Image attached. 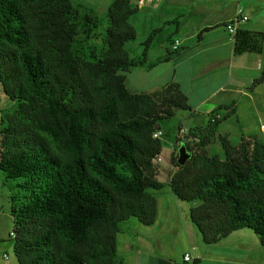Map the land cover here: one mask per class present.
Here are the masks:
<instances>
[{
	"label": "trees",
	"instance_id": "trees-1",
	"mask_svg": "<svg viewBox=\"0 0 264 264\" xmlns=\"http://www.w3.org/2000/svg\"><path fill=\"white\" fill-rule=\"evenodd\" d=\"M136 12L131 0H112L97 46L100 19L72 0H0V86L12 102L0 109V171L17 264H123L119 222L156 219L162 144L153 133L176 109L191 107L175 83L161 94L127 89L125 71L177 54L176 47L147 59L156 28L130 56ZM261 42V32L237 29L233 51L259 53ZM263 80L264 60L253 84ZM234 112L232 103L214 108L205 132L187 128L184 139L179 127L168 185L179 200L197 202L189 218L205 244L249 228L264 248V142L241 136L233 145L218 135L223 158L207 151ZM181 144L190 155L184 165L176 160Z\"/></svg>",
	"mask_w": 264,
	"mask_h": 264
},
{
	"label": "crops",
	"instance_id": "crops-1",
	"mask_svg": "<svg viewBox=\"0 0 264 264\" xmlns=\"http://www.w3.org/2000/svg\"><path fill=\"white\" fill-rule=\"evenodd\" d=\"M131 1L137 6V12L130 18L136 34L138 29L150 34L152 30L161 28L158 35L167 31L158 46L160 53H152L151 56L157 35L153 39L147 50L149 61L174 49V41H179V44L177 54L169 60L149 69L137 66L125 71L127 89L133 93L161 94L167 84H177L191 107L188 116L192 117L193 124L188 128L198 133L205 132L209 113L214 108L232 103L235 112L224 120L229 124H219L214 139L223 135L231 142L234 138L236 143L232 144L235 145L241 136H256L259 140L264 138V127L261 128L264 124L253 131L248 122L250 118L258 122L264 115V80L253 84L260 76L264 60V0ZM77 3L96 14L98 9L106 11L111 2L77 0ZM238 9H241L245 19L239 21L236 28L261 32V52L234 53V38L225 24ZM167 42H170L169 46ZM179 48L183 49L179 51ZM4 98L6 102L1 104L0 109L12 103L5 95ZM203 117L205 122L202 121ZM173 151L174 148L168 164L157 161L156 178L163 188L152 191L157 201L154 223L145 226L130 219L125 221L116 237L117 257L123 264H264V248L258 236L249 228L235 230L214 244H205L201 240L189 218L192 204L184 206L168 185L173 169ZM164 173L165 178L161 181V174ZM1 174L0 204L3 190ZM2 245L0 237V264H17L6 253L8 249L13 251V242L8 246ZM184 253H190L193 260L184 262ZM3 254H7L6 260L2 258Z\"/></svg>",
	"mask_w": 264,
	"mask_h": 264
},
{
	"label": "rangeland",
	"instance_id": "rangeland-1",
	"mask_svg": "<svg viewBox=\"0 0 264 264\" xmlns=\"http://www.w3.org/2000/svg\"><path fill=\"white\" fill-rule=\"evenodd\" d=\"M72 1H73L74 5H81L84 9V5L78 4L77 0H72ZM109 2H112V0H109ZM93 14H95V13H93ZM105 14H106V11L103 9H98L97 13L95 14L100 19V24L97 27V29L95 30V36L91 39V43L94 45H97V46H100L102 44V38L104 36L105 29L107 26V19H106ZM166 33H167V31H162V32H160L159 35H158V33H156L157 38L154 39V41H153V46L151 48V56H152V53H154V54L160 53V47H158V46L162 42V37ZM148 34H149V31L144 32V31H141L140 29H138V34H136L135 39L130 40L125 44V48L129 52L130 56L135 57V56L140 55V53L142 51V47H143L141 45V42L147 37ZM155 36H154V38H155ZM164 42H166V40H164ZM169 43L170 42L166 43L167 46H169ZM182 49L183 48H179V51ZM175 54L176 53H173L172 55H175ZM260 74H261V72H260ZM249 86H251V85H249ZM263 88H264V86H263ZM5 102H6V100L4 98V95L1 91V86H0V106L2 103H5ZM210 107H211V105H210ZM248 111H250V110H248ZM188 113H189L188 110L176 109L175 113L172 117L166 118V119H163L160 121V123H159L160 128L159 129L162 133L160 136V140H161V144H162V151H161V154L159 156V160H161L160 164H163V163L168 164L169 163V157L171 155L170 152H171V150H173V148L175 146L176 136H177L179 127L187 129L188 127H190L193 124V119H192V117L188 116ZM244 118H246V116ZM202 121L205 122V117H203ZM248 122H249V126L252 128V130L256 131L259 128L260 124H264V115L261 116V118L258 122L256 119L251 120V118L248 120ZM221 123H223L222 124L223 126H224V124H229V122H225L224 120L222 122H220V124ZM180 137H181V139L185 138V137H183L182 133L180 134ZM261 140L264 141V138H261ZM231 143H233V144L236 143V140L234 138H232ZM207 151L209 154H217V155H219V157L223 158V150H222L221 144L217 138L214 139L213 143L209 147V150H207ZM0 174H1V172H0ZM164 175H165V173L161 174V177H160L161 181L165 178ZM16 182H17L16 180H12L11 184H15ZM181 203L184 206H189L190 203L192 205H194L197 202L181 201ZM0 207H2V209H1L2 212L0 211V237H2V242H3L2 246H8V244L12 241V239L9 236L10 232L12 231V219H11L10 213H9L10 212V192L6 186H3ZM128 219H130L133 222H138V220L135 217H130ZM128 219L119 222L118 226L120 228H123V226L125 224L124 222L127 221ZM10 251L11 250L8 249L6 252L8 254V256L10 257V260L12 262L16 261V258H15L13 251H11V252Z\"/></svg>",
	"mask_w": 264,
	"mask_h": 264
},
{
	"label": "built area",
	"instance_id": "built-area-1",
	"mask_svg": "<svg viewBox=\"0 0 264 264\" xmlns=\"http://www.w3.org/2000/svg\"><path fill=\"white\" fill-rule=\"evenodd\" d=\"M243 19H245V16H243L241 14V9H238L237 12H236V14H235V16L233 18L229 19L226 22L225 28L227 29V31L229 32V34L233 38H235V35H236V32H237L236 25L238 24L239 21H242ZM178 44H179V41H177V40L174 41L173 48H176L178 46ZM219 117H220V114L218 112H216V113H213L210 118H211V120H214V119H218ZM263 127H264V125H261V128H263ZM181 133H182V135L184 137L185 135L188 134V129H186V128H180L179 135ZM161 134L162 133H161L160 130H156V131H154L153 136L154 137H160ZM193 140L197 141L198 138L197 137H194ZM156 160L159 161V158H157ZM10 235L12 236L13 235V232H10ZM2 258L4 260H6L7 259V254H3L2 255ZM182 258H183V261L184 262H190V261L193 260V257L191 256L190 253H184Z\"/></svg>",
	"mask_w": 264,
	"mask_h": 264
},
{
	"label": "water",
	"instance_id": "water-1",
	"mask_svg": "<svg viewBox=\"0 0 264 264\" xmlns=\"http://www.w3.org/2000/svg\"><path fill=\"white\" fill-rule=\"evenodd\" d=\"M189 153L186 150V147L184 144H181L178 149H177V163L179 165H184V163L187 161V159L189 158Z\"/></svg>",
	"mask_w": 264,
	"mask_h": 264
}]
</instances>
